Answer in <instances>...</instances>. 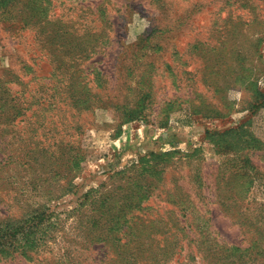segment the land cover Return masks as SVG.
Segmentation results:
<instances>
[{
    "label": "rangeland",
    "instance_id": "rangeland-1",
    "mask_svg": "<svg viewBox=\"0 0 264 264\" xmlns=\"http://www.w3.org/2000/svg\"><path fill=\"white\" fill-rule=\"evenodd\" d=\"M29 6L39 15L25 27ZM98 6L105 87L80 96V112L56 108V31L84 43ZM0 78V224L24 225L0 264H115L91 239L136 195L145 219L186 220L183 239L181 225L160 222L153 241L135 240L175 233L183 250L169 264H201L196 246H264V0H0ZM181 191L196 207L184 218ZM218 196L238 200L232 215L247 226ZM254 251L248 264H264Z\"/></svg>",
    "mask_w": 264,
    "mask_h": 264
},
{
    "label": "trees",
    "instance_id": "trees-1",
    "mask_svg": "<svg viewBox=\"0 0 264 264\" xmlns=\"http://www.w3.org/2000/svg\"><path fill=\"white\" fill-rule=\"evenodd\" d=\"M28 9V16L23 20V26L25 27L29 23L35 24L31 21H33V19H36V17L39 15V13H37L36 7L29 6ZM93 13L94 15H96V19L94 21H101V25L95 26V28L93 29V33H91L87 37L88 39H86L84 43L81 42L74 44L72 43L73 41L71 43H67L68 39H65V36L68 34L71 37H75V35L67 30L64 31L60 28H58V31H56V41L58 43L63 42L58 44V47H56V59L58 58L59 60L60 58V61L62 63H65V66H56V70H54L56 71V97H59V101H56V108L61 102L66 106L68 105L72 108L78 109V112H80L83 110L82 107L79 108L77 105L78 103L80 104L78 100L81 99L80 96H88L92 93L95 94V89L105 87L103 85L104 76L101 73L102 70H100L97 65L103 62L104 59L102 57L105 56V49L110 45V37L108 36V33L104 28V25H106L105 21L107 23L108 20L106 18L105 10L100 9L99 6L94 9ZM56 21L63 25L61 19H59L58 17L56 18ZM219 45L221 46V44ZM68 46H71V48L68 49V51L70 52L69 57L63 60L61 54H66L65 48H68ZM93 57H100V59L97 61H93L89 66H87V69L81 66L82 63ZM46 58H49V55H46ZM89 70H92V72L90 73L91 75H93V78L89 79L87 83H89V81L96 83V87H90L87 83L82 82L83 79L88 77V75L85 73H88ZM60 74L61 78L57 79V76H59ZM98 82H100V84ZM5 83L6 82H2V79L0 78V87H2V89L6 88ZM2 93H4V91ZM53 95L54 93H52L50 97L52 98ZM210 108L211 110L209 112H212L211 114H214V116L220 117L224 115L219 109H214L212 107ZM16 111L18 113V116H23L24 112L27 111V108L19 105ZM65 147L66 146H61L58 152H61V150H63ZM35 148H37V146H35L34 149ZM14 156L15 155H10L6 160L14 158ZM3 160L4 159H2V161ZM249 163L250 161L247 158L245 160V164L248 165ZM216 184L219 186V190L224 189L221 187V183L219 182L218 178L216 179ZM149 187H146L145 185L144 188L141 187L140 189L144 190L143 192L146 193L150 192ZM179 193L180 194L177 197L178 199L176 200V202H174V204H179L177 211L183 214L180 215V218H184L186 216V213L191 215L193 213L191 210H194L196 207L192 204V200L190 196L187 195V193L183 194L182 191ZM143 199V196L138 197V195H136L135 199H133L131 204L128 205L126 211H123L122 214L116 217L110 216L111 219L108 222L109 227L106 228L105 235L103 233H99V235H96V237L94 236L91 239V241L94 243L104 242V246H110L108 247V249L113 253L112 260L115 264H169L174 256L178 254V251L183 250V247L179 245L178 240L184 237L183 233L184 229H186V220L184 219V221L181 222V220L179 221L177 219L176 222H173L172 224V220L170 219L169 214L165 215L166 219H163L162 216H160V218L156 217L154 219H149L148 217H146L147 219H145L143 217L145 215L142 213L144 208L141 207ZM214 202H217L220 205L222 211L230 214L234 218H238V222H240L241 225L247 226L244 221H240L241 219H239V214H236L234 216L232 215L235 213L236 203L238 202V200L233 199L232 196H218L216 197ZM137 212L138 214H136ZM36 220V217L33 218V221ZM160 222L164 223L163 226L165 229H167V226L170 225L169 223L172 224L171 227L181 225L182 229L179 227L177 229L179 233H182V236L178 238L179 236H175L176 234L174 233L172 235H174L176 240L173 239L172 241H166L165 239H162L160 240L162 244L158 242V244L156 245H140L135 241L136 239L140 240L141 236L146 232H148V237H150V239L152 238L153 241V238L156 237V234L158 233L155 224ZM147 225L149 226L150 230L145 229V231H142V227H145ZM260 230L262 231V229ZM164 232L167 233V231ZM19 235H24V225H22L21 222H19L18 225L0 224V240H4L3 243H0V248H2L1 251L4 252L12 250L10 246H12L13 240H16ZM198 237V240L201 241V239L204 238L203 233L199 232ZM254 250L258 251L261 254H264V246L259 245V243L256 245H250L247 248H240L236 246H196L193 252H195V256L197 255L200 258L202 262L201 264H248L250 258L247 259V257L250 254L253 255V253H255Z\"/></svg>",
    "mask_w": 264,
    "mask_h": 264
}]
</instances>
